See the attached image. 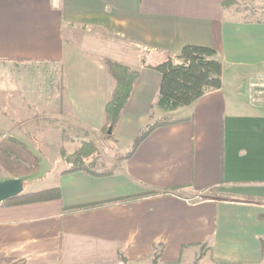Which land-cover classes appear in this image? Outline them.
Instances as JSON below:
<instances>
[{
  "label": "crops",
  "instance_id": "0c3cea01",
  "mask_svg": "<svg viewBox=\"0 0 264 264\" xmlns=\"http://www.w3.org/2000/svg\"><path fill=\"white\" fill-rule=\"evenodd\" d=\"M223 1L0 0V132L33 151L22 130L45 106L101 132L104 57L140 71L114 131L124 147L164 114L152 110L162 73L146 62L197 44L223 63L220 88L172 111L112 173L40 165L26 192L60 195L0 204V264H182L203 244V264H264V200L248 198L264 197V105L248 85L264 73V20Z\"/></svg>",
  "mask_w": 264,
  "mask_h": 264
},
{
  "label": "trees",
  "instance_id": "16d2710c",
  "mask_svg": "<svg viewBox=\"0 0 264 264\" xmlns=\"http://www.w3.org/2000/svg\"><path fill=\"white\" fill-rule=\"evenodd\" d=\"M235 0H224L222 5L229 6ZM175 60H180L177 63ZM103 62L108 73L114 79V88L105 106V117L102 130L107 134V140L114 139V131L121 113L128 102L134 84L139 77V69L118 62L110 57H104ZM147 66L156 68L162 73L158 94L152 105V110L162 111L164 115L192 104L206 91L220 88L222 85L223 63L218 58V51L210 46L186 44L180 53L163 51L153 61L146 62ZM151 113L150 120L144 128L131 140V147L121 160L129 158L156 128L174 123L176 118H154ZM110 130V133H109ZM87 147L81 145L71 153L62 148L60 161L69 164L65 172L82 170L95 175H104L112 171L95 169L99 159L95 145ZM40 170V157L23 140L12 135L0 132V173L8 171L13 176L22 177ZM58 187H49L36 191H25L0 201V204H20L36 202L59 197ZM129 198V197H127ZM249 199L262 201L264 197L248 196ZM262 251L264 252V237H261Z\"/></svg>",
  "mask_w": 264,
  "mask_h": 264
},
{
  "label": "rangeland",
  "instance_id": "374dc122",
  "mask_svg": "<svg viewBox=\"0 0 264 264\" xmlns=\"http://www.w3.org/2000/svg\"><path fill=\"white\" fill-rule=\"evenodd\" d=\"M227 11L240 19L243 20H264V0H235V2L227 6ZM55 72V70H54ZM37 74H40L37 71ZM43 78V77H42ZM39 78V79H42ZM52 78V77H51ZM47 79V78H46ZM54 82L52 81L51 84ZM49 107L40 108L37 113L30 120L24 123L25 130H22L24 136L32 144V148L37 149L34 151L41 159V171L50 170L55 165H60L62 168H68L69 164L60 161L61 149L64 148L67 153H71L78 149L81 145L86 144L88 147L90 143L95 145L99 162L95 169L101 171H114L123 160L120 156L126 153L131 147V144L127 147L118 144L114 139L107 140V133L101 130L100 133L96 134L92 130L82 129L74 119H68L63 113L50 112ZM156 113L154 118H177L174 114H159ZM27 129V130H26ZM50 141L47 143L45 138ZM91 144V145H92ZM92 145V146H94ZM48 149V150H46ZM39 171V170H38ZM34 172L27 176H22L24 182V190L26 191V184L29 183L31 177H34ZM8 171H2L0 173V181L13 178ZM36 177V176H35ZM34 188H38L44 184L41 180H34ZM37 186V187H36ZM209 250L206 244L196 248L195 251L190 252V255H185L181 259L182 264H203L201 258L209 257ZM206 261V260H205ZM156 259L153 264H156ZM127 264V263H126Z\"/></svg>",
  "mask_w": 264,
  "mask_h": 264
},
{
  "label": "water",
  "instance_id": "95a60500",
  "mask_svg": "<svg viewBox=\"0 0 264 264\" xmlns=\"http://www.w3.org/2000/svg\"><path fill=\"white\" fill-rule=\"evenodd\" d=\"M23 190L24 182L20 177H13L2 180L0 181V201L16 196L23 192Z\"/></svg>",
  "mask_w": 264,
  "mask_h": 264
},
{
  "label": "built area",
  "instance_id": "2783aa9c",
  "mask_svg": "<svg viewBox=\"0 0 264 264\" xmlns=\"http://www.w3.org/2000/svg\"><path fill=\"white\" fill-rule=\"evenodd\" d=\"M248 85L251 103L256 106L264 105V73L257 74L249 79Z\"/></svg>",
  "mask_w": 264,
  "mask_h": 264
}]
</instances>
